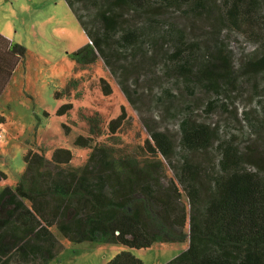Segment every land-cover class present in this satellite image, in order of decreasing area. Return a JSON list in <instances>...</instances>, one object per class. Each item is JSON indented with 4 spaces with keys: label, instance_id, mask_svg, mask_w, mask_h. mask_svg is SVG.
I'll return each instance as SVG.
<instances>
[{
    "label": "trees",
    "instance_id": "obj_1",
    "mask_svg": "<svg viewBox=\"0 0 264 264\" xmlns=\"http://www.w3.org/2000/svg\"><path fill=\"white\" fill-rule=\"evenodd\" d=\"M65 1L89 40L73 59L84 66L100 56L132 105L152 93V85L139 83L152 67L169 82L156 98L166 111L176 102L185 112L191 106L184 98L197 93L225 99L221 106L245 86L264 96V0ZM233 40L256 47H242L239 55ZM0 41L9 76L25 49L2 35ZM99 82L110 94L105 79ZM259 105L260 113L248 112L257 122L250 124L255 138L242 141V149L228 139L209 152L218 127L185 115L177 141L148 124L149 135L134 152L92 145L99 118L88 117L90 135L72 141L90 148L79 167L69 166L68 148H55L50 158L27 150L18 181L0 191V264H46L61 248L58 237L135 249L187 240L163 264H264V146H255L264 145V98ZM70 109L67 103L56 113ZM126 119L121 105L107 121L108 133L114 136ZM62 128L68 135V126ZM106 264L142 261L120 251Z\"/></svg>",
    "mask_w": 264,
    "mask_h": 264
},
{
    "label": "rangeland",
    "instance_id": "obj_2",
    "mask_svg": "<svg viewBox=\"0 0 264 264\" xmlns=\"http://www.w3.org/2000/svg\"><path fill=\"white\" fill-rule=\"evenodd\" d=\"M0 34L25 49L24 55L11 66L0 97V171L5 175L0 181V191L18 181L25 167L23 157L29 149L50 158L55 148H68L73 152L69 166H82L90 148L74 146L72 141L78 134L90 135L87 118L92 116L99 118L100 129L92 145L109 146L116 152H134L139 148L149 135L148 124L151 127L156 124L159 130L177 141L179 123L185 115H190L197 123L218 127V139H214L209 152L214 150L218 140L229 139L242 149V141L255 138L250 124L257 122L248 112L249 109L261 112L259 101L264 98L259 94L261 88L252 90L245 86L242 90L246 92L231 93L223 106L225 99L197 93L184 98L183 102L191 106L185 112L176 109V102L166 111L156 98L169 82L152 67L148 76L142 75L139 82L152 85V93L144 94L132 105L100 56L84 66L73 59L72 55L89 40L65 0H0ZM233 41L232 46L239 55L242 47L246 51L256 47L251 42ZM234 60L237 62V55ZM100 78L110 85V94L102 93ZM145 79L153 80L148 83ZM70 80L76 81L74 87L68 85ZM259 85L264 82L260 81ZM67 103L72 109L57 115L58 108ZM121 105L125 107L127 119L111 136L107 121L117 116ZM62 124L68 126V135L64 134ZM255 146L261 149L264 145L255 143ZM183 200L187 204L185 197ZM58 239L61 248L46 264H106L120 251H129L142 264H163L187 247V240L135 249L120 244L69 243L61 237Z\"/></svg>",
    "mask_w": 264,
    "mask_h": 264
},
{
    "label": "crops",
    "instance_id": "obj_3",
    "mask_svg": "<svg viewBox=\"0 0 264 264\" xmlns=\"http://www.w3.org/2000/svg\"><path fill=\"white\" fill-rule=\"evenodd\" d=\"M1 35V34H0ZM6 38V37H5ZM7 39V38H6ZM9 54L6 53V49L2 47L1 41H0V97L2 94V91L5 89V84L7 77V71L9 69ZM5 74V75H3ZM10 186V185H8Z\"/></svg>",
    "mask_w": 264,
    "mask_h": 264
}]
</instances>
